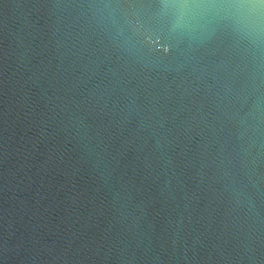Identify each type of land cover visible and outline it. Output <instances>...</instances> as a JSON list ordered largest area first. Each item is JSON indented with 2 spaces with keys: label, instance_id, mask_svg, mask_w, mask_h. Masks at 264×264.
<instances>
[{
  "label": "water",
  "instance_id": "water-1",
  "mask_svg": "<svg viewBox=\"0 0 264 264\" xmlns=\"http://www.w3.org/2000/svg\"><path fill=\"white\" fill-rule=\"evenodd\" d=\"M0 264H264V0H0Z\"/></svg>",
  "mask_w": 264,
  "mask_h": 264
}]
</instances>
